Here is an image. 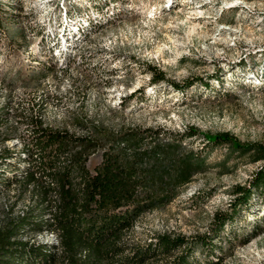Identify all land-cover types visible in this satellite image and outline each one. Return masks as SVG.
Listing matches in <instances>:
<instances>
[{"label": "rangeland", "instance_id": "1", "mask_svg": "<svg viewBox=\"0 0 264 264\" xmlns=\"http://www.w3.org/2000/svg\"><path fill=\"white\" fill-rule=\"evenodd\" d=\"M21 1L0 0L10 10L0 23V227L35 204L32 187L6 182L26 165L23 142L41 120L148 153L158 191L176 195L140 216L133 241L210 232L217 212H231L234 187L249 185L264 164L262 151L205 137L230 132L243 144L264 146V0H187L185 9V0ZM65 7L86 9L89 25L62 51L52 35ZM65 23L70 30L78 25ZM153 67L163 79L154 80ZM191 127L197 134L186 137ZM149 130L158 137L138 139ZM102 153L99 146L89 156L91 169ZM183 169L186 183L176 177ZM22 235L57 240L54 232ZM214 241L215 256L202 247L196 252L203 264L216 256L218 264H264V188Z\"/></svg>", "mask_w": 264, "mask_h": 264}, {"label": "trees", "instance_id": "2", "mask_svg": "<svg viewBox=\"0 0 264 264\" xmlns=\"http://www.w3.org/2000/svg\"><path fill=\"white\" fill-rule=\"evenodd\" d=\"M10 10L0 8V23L7 21ZM154 80L164 78L156 67ZM178 89L185 88L174 84ZM5 119L0 113V125ZM31 137L24 139L18 176L7 178L24 189L32 187L35 204L23 216L0 227V264H203L197 257L202 247L216 255L219 237L241 208L248 207L255 190L264 188V164L249 185H236L231 212H217L210 232L187 236L157 233L140 243L131 238L141 215L158 203L175 198V193L158 191L157 166L146 151L122 146L113 141L99 143L92 136H79L68 130L44 127L37 120ZM156 131L136 134L138 139L158 137ZM197 134L194 128L186 137ZM109 135L107 136V138ZM209 143H231L243 149H257L260 144H243L230 132L207 134ZM133 146L138 144L133 143ZM103 146L101 161L93 169L89 156ZM153 163V164H152ZM187 170L176 172L181 183L189 181ZM27 231L36 237L54 232V243L25 239ZM207 258L206 264H218L220 257Z\"/></svg>", "mask_w": 264, "mask_h": 264}, {"label": "bare ground", "instance_id": "3", "mask_svg": "<svg viewBox=\"0 0 264 264\" xmlns=\"http://www.w3.org/2000/svg\"><path fill=\"white\" fill-rule=\"evenodd\" d=\"M12 1V0H11ZM19 0H15V4L14 5H19L18 2ZM21 1V0H20ZM50 1L51 0H43V3H46V5H50ZM69 1V0H68ZM77 1V0H76ZM110 1V3H114L116 0H108ZM22 2V1H21ZM71 2V1H70ZM186 2L187 0H185V3L183 4L184 9L186 6ZM83 3V2H82ZM95 3V2H94ZM79 4V3H78ZM60 6V5H59ZM66 6V5H65ZM72 6V5H71ZM98 6V5H97ZM100 6V5H99ZM201 6L202 3H200L199 7H194L193 9V13L196 14L197 12H201ZM82 7V6H81ZM108 7V6H107ZM100 8V7H99ZM72 9V8H71ZM68 10V8L66 9V7L62 10L64 12L63 13V17L64 19L61 20L62 17L57 18L56 19V26L58 27V30L56 31V33L54 35H52V38L55 37V40L53 41V46L57 45V47L59 46L60 49L63 51L67 46L69 47V45H72V41H77L78 39H80L82 37V35L84 33H86L85 31H87V26L89 25V17L87 15V10L86 9H81V8H75L73 7V10ZM88 9V8H87ZM97 11V10H96ZM55 14V12H53ZM86 13V14H85ZM97 13V12H96ZM59 14V13H58ZM91 15V14H90ZM68 18H70V21H75V23H78L77 26H75L72 30H70V28H66V23L65 21L68 20ZM91 18V17H90ZM97 18V17H96ZM66 19V20H65ZM95 21V20H94ZM52 22V21H51ZM92 25V24H91ZM54 28V27H53ZM93 28V27H92ZM89 31H91L89 29ZM83 38V37H82ZM54 49V47H53ZM59 50V49H58ZM71 50V49H70Z\"/></svg>", "mask_w": 264, "mask_h": 264}]
</instances>
